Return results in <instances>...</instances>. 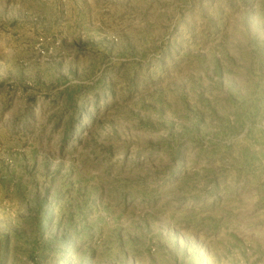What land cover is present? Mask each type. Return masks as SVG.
Returning <instances> with one entry per match:
<instances>
[{
    "label": "rangeland",
    "instance_id": "1",
    "mask_svg": "<svg viewBox=\"0 0 264 264\" xmlns=\"http://www.w3.org/2000/svg\"><path fill=\"white\" fill-rule=\"evenodd\" d=\"M0 264H264V0H0Z\"/></svg>",
    "mask_w": 264,
    "mask_h": 264
}]
</instances>
